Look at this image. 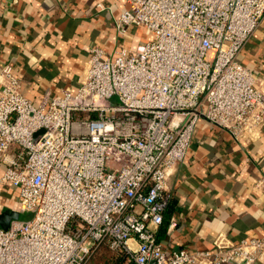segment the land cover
Here are the masks:
<instances>
[{"label":"built area","instance_id":"1","mask_svg":"<svg viewBox=\"0 0 264 264\" xmlns=\"http://www.w3.org/2000/svg\"><path fill=\"white\" fill-rule=\"evenodd\" d=\"M263 17L264 0H128L113 55L91 45L76 88L38 102L1 66L0 182L30 217L0 227V264H87L102 245L134 264L264 262V233L171 251L157 237L200 119L234 140L264 131V81L237 60ZM131 27L148 36L133 50Z\"/></svg>","mask_w":264,"mask_h":264},{"label":"crops","instance_id":"2","mask_svg":"<svg viewBox=\"0 0 264 264\" xmlns=\"http://www.w3.org/2000/svg\"><path fill=\"white\" fill-rule=\"evenodd\" d=\"M126 6L128 0H0V67L9 64L22 93L35 102L75 89L91 45L109 55L119 47L116 20ZM147 38L142 28L131 27L124 44L133 50ZM237 60L264 81V17ZM262 178L264 131L259 138L234 140L200 119L188 153L167 176L158 239L171 251L212 249L219 234L232 240L263 234ZM17 195L10 183L0 182V221L28 218Z\"/></svg>","mask_w":264,"mask_h":264},{"label":"rangeland","instance_id":"3","mask_svg":"<svg viewBox=\"0 0 264 264\" xmlns=\"http://www.w3.org/2000/svg\"><path fill=\"white\" fill-rule=\"evenodd\" d=\"M112 101L115 102V98ZM28 215L27 217H30V213ZM88 264H134V262L125 252L112 251L106 245H103L91 257Z\"/></svg>","mask_w":264,"mask_h":264},{"label":"water","instance_id":"4","mask_svg":"<svg viewBox=\"0 0 264 264\" xmlns=\"http://www.w3.org/2000/svg\"><path fill=\"white\" fill-rule=\"evenodd\" d=\"M8 224H9V221L8 220L7 221H4V222L0 221V227H2V228H7L8 227Z\"/></svg>","mask_w":264,"mask_h":264},{"label":"trees","instance_id":"5","mask_svg":"<svg viewBox=\"0 0 264 264\" xmlns=\"http://www.w3.org/2000/svg\"><path fill=\"white\" fill-rule=\"evenodd\" d=\"M102 246H103V245H102ZM100 247H101V246H100ZM100 247H99V248H100ZM99 248H98V249H99ZM98 249H97V250H98ZM97 250L92 254V256L97 252ZM92 256H91V257H92ZM91 257L89 258V260L91 259ZM89 260H88V263H89ZM88 263H87V264H88Z\"/></svg>","mask_w":264,"mask_h":264}]
</instances>
